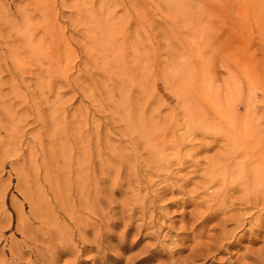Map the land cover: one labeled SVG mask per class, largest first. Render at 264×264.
<instances>
[{"label": "rangeland", "instance_id": "374dc122", "mask_svg": "<svg viewBox=\"0 0 264 264\" xmlns=\"http://www.w3.org/2000/svg\"><path fill=\"white\" fill-rule=\"evenodd\" d=\"M0 264H264V0H0Z\"/></svg>", "mask_w": 264, "mask_h": 264}]
</instances>
